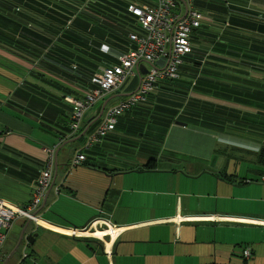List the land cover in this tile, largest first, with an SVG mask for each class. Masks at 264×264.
Segmentation results:
<instances>
[{"label": "crops", "instance_id": "1", "mask_svg": "<svg viewBox=\"0 0 264 264\" xmlns=\"http://www.w3.org/2000/svg\"><path fill=\"white\" fill-rule=\"evenodd\" d=\"M41 1L43 13L28 8V17L21 18L33 27L24 34L13 32V20L4 27L0 17V197L25 206L46 148L56 146L53 184L37 223L14 220L0 264H264V164L258 160L264 96H244L264 90V61L213 49L212 42L231 16L235 23L229 27L239 35L264 39L253 28L264 26V0H230L235 11L229 14L211 9L213 21L192 33L193 52L180 66L181 79H160L153 99L120 115L115 128L88 148L103 103L106 108L135 91L139 77L88 108L83 129L71 134L63 96L82 97L87 86L72 67L78 62L86 73L99 71V55L82 42L102 36L75 27L58 34L64 4ZM119 34L124 49L135 46L125 32ZM104 44V53L113 48L108 43L106 51ZM200 76L225 92L202 91L194 85ZM78 153L86 160L70 166ZM99 230L106 231L99 236Z\"/></svg>", "mask_w": 264, "mask_h": 264}, {"label": "built area", "instance_id": "2", "mask_svg": "<svg viewBox=\"0 0 264 264\" xmlns=\"http://www.w3.org/2000/svg\"><path fill=\"white\" fill-rule=\"evenodd\" d=\"M194 1L184 0L183 3L180 0H154L152 4L128 6V11L136 17L141 30L140 33L129 35L136 43L135 48L117 55L116 64L103 67L100 72L94 74L91 78L93 86L86 91L83 98L65 96V100L72 106L70 131L71 134H76L82 126L83 116L88 108L107 94L119 89L128 77L135 74L139 76L135 91L104 109L99 125L87 137L86 148L112 131L118 116L125 110L145 103L157 78L179 76L178 69L183 57L193 50L191 42L193 31L204 23L212 22L211 18L195 6ZM107 48L106 46V51ZM144 70L146 71L143 73ZM46 152L44 166L35 180L31 198L25 206L15 205L0 197V253L15 219L24 217L36 223L39 220L37 213L41 200L52 183L56 146L46 148ZM85 159L83 153L75 154L69 165L76 166ZM261 181L264 182V176H261ZM58 190L56 188L55 192L58 193ZM261 223L264 224V221ZM113 232L114 227H109L107 233L111 235ZM243 254L248 256L249 249L245 248Z\"/></svg>", "mask_w": 264, "mask_h": 264}, {"label": "trees", "instance_id": "3", "mask_svg": "<svg viewBox=\"0 0 264 264\" xmlns=\"http://www.w3.org/2000/svg\"><path fill=\"white\" fill-rule=\"evenodd\" d=\"M32 1L33 0H0V17L3 18V21H2L3 26L4 27H10L8 24H5V23L13 20L16 22V26H13V32L24 34L27 31H29L30 29L33 30L32 25L28 26L27 24H25L21 21V18L28 17V10H27L28 8H31L32 12L36 15L43 13V9L41 8V6H43L42 1L41 0L37 1L36 3H38V4L34 3L33 5H32V3H33ZM56 2H60V3L64 4V5H60V6L63 9V11L65 12L64 13L65 14L64 15L65 16L64 24L60 28H58V29H60V30H58V34H64L65 32L70 31V29L73 31V27L81 29L84 33H86L87 29L89 28L90 30L98 31L101 34L102 37H99V38L86 37L85 38L86 40L82 42V44L87 45L90 48V50H93V54H94V52L95 53L97 52V54L99 55L100 68H99L98 72H100L103 67L110 66V65L116 64L118 62L116 59V56L119 55L118 52L121 49H124V46H122V45H124V44H122V43H124L123 42L124 39L119 34L120 31L125 32V34H127L129 41H131L132 43L134 41H132L129 38V35L131 33H140V31H141L138 27L136 17L133 16L128 11V6L131 5V3H128L125 6L119 8L117 10H112L110 8V4H109L108 0H56ZM194 4L198 9L202 10L209 18H211L212 21H213V18L209 13V11L211 9L212 10H218L219 12H221L223 14H227L230 11H235L231 7L230 0H195ZM55 12H57V11H55ZM55 12H53V13H55ZM123 15H125V16L123 17ZM256 17H257V14H256ZM124 18H128L129 20L126 21V20H124ZM226 23H228V24L226 25ZM233 23H235V20H234V18H232V16L229 17V21L228 20L224 21V27L225 28L227 27L226 31L223 33V35L220 38H214L212 40L213 49L225 50V51H229V52H233V53L240 52L241 54H243V56H246L245 58L247 60L264 61V57H256V56L247 55L243 51L245 49H248V50H255V51H260V52L264 53V39L260 40L257 37H251L250 38V36H246L243 34L239 35L240 34L239 32H237L233 28H231L232 27L231 24H233ZM229 26H231V27H229ZM201 27L195 29L193 32L200 30ZM253 28H255V30H258V31L264 33V26L254 25ZM73 32H75V31H73ZM104 41H105V43H107L106 46L109 49L111 46L109 47L108 43H110V45H113V48H111L110 51H107V53L102 52L100 50L101 48H99L100 45H103ZM9 43H11V42H9ZM135 46H136V43H135ZM135 46L132 48H125L124 50L126 52H124V53H127L131 49H134ZM192 52H193V50H192ZM192 52H190L188 54H191ZM124 53H121V54H124ZM88 54H90V51L88 52ZM188 54H186V55H188ZM185 56L183 57V61L180 64V66L182 64L185 66L189 62ZM79 58L85 59V57H83V56H79ZM102 60H105V61L103 62ZM200 60H201V58H200ZM190 61L193 64V66L197 65V66L202 67L201 61H199V60H195V61L190 60ZM113 62H115V63H113ZM80 66H81L80 63L74 62V66L72 67V69L76 70L75 72L77 75L76 76L77 80L84 83L85 85H87L86 90H85V93H86V91L93 86V83L91 82V78L94 76V74H96L98 72L86 73L85 71L81 70V68H79ZM180 66L178 69L179 70V76L177 78H157V80L154 84L153 90L151 92H149V94L147 95L146 102L142 103V104H138L134 107H131L130 109L125 110L122 114H124L125 112H129L132 109H134L140 105H146L149 102V99H153L155 96V92H156L155 90L157 88V85H158V82L160 79L165 80L167 83L178 82L181 79V72H180L181 68H180ZM202 69H205V68L203 67V68H201V70ZM210 72L211 71H209V70L207 71L208 74ZM213 72L216 75V76H214V75L213 76L218 79L219 78L218 76L221 74H219V72L216 70ZM204 75H207V74H204ZM263 75H264V72H263ZM129 78L130 77H128L124 81V83H126L129 80ZM181 81L185 82L184 80H181ZM208 81H209V79H205L202 76H200L196 79L194 85L196 87H198V85L201 84L200 89H202V91H205L206 93H209V92L213 93V95H215V96H218L220 94V92H225L224 87L223 88L220 87V85H218L217 83H214L213 81H209V82ZM205 82H206V84H203ZM122 85L120 86V88L122 87ZM207 85H208V87H207ZM244 92L246 93V94H244V96H246V95L264 96V90L263 89H257L250 94H247L248 93L247 91H244ZM85 93L82 95V97H75V96H73V97L83 98ZM65 96L66 95L63 96V100L70 105V113H71L72 106L69 102H67L65 100ZM70 96H72V95H70ZM104 99L105 98L103 97L102 100H104ZM122 114H120V115H122ZM117 122H118V118H117ZM117 122H116V124H117ZM82 129H83V122H82V126H81L80 130L77 133H79ZM68 131L71 133V131H70V114L68 116ZM87 131H91V128L89 127V129ZM73 135H75V134H73ZM105 136H103V137H105ZM103 137H101V138H103ZM258 160L260 163L264 164V148L259 153Z\"/></svg>", "mask_w": 264, "mask_h": 264}, {"label": "rangeland", "instance_id": "4", "mask_svg": "<svg viewBox=\"0 0 264 264\" xmlns=\"http://www.w3.org/2000/svg\"><path fill=\"white\" fill-rule=\"evenodd\" d=\"M109 4H110V8L112 10H117L123 6H125L128 3H139V0H108ZM206 45L203 43V47H205ZM263 75V74H262Z\"/></svg>", "mask_w": 264, "mask_h": 264}, {"label": "water", "instance_id": "5", "mask_svg": "<svg viewBox=\"0 0 264 264\" xmlns=\"http://www.w3.org/2000/svg\"><path fill=\"white\" fill-rule=\"evenodd\" d=\"M180 1L184 3V0H180ZM145 71H146V70H144L143 73H144ZM105 106H106V102L103 103V105L101 106V109H100V113H99L98 118L101 117V115H102V113H103V111H104V109H105ZM83 134H84V132H83ZM52 184H53V183H51V186H52ZM32 237H34V236H31V235H30V236H26L25 239H32ZM21 239H22V236H21Z\"/></svg>", "mask_w": 264, "mask_h": 264}, {"label": "bare ground", "instance_id": "6", "mask_svg": "<svg viewBox=\"0 0 264 264\" xmlns=\"http://www.w3.org/2000/svg\"><path fill=\"white\" fill-rule=\"evenodd\" d=\"M43 225H44V224H43ZM88 230H89V229H88ZM90 230H91V229H90ZM68 231H69V230H68ZM82 231H84V230H82ZM105 231H106V230H104V231H100V230H99V231H96L95 234L101 236V235L104 234L103 232H105ZM65 232H67V231H65ZM88 233H89V232H88ZM103 238H105V237H103ZM107 243H108V242H107ZM108 244H109V243H108Z\"/></svg>", "mask_w": 264, "mask_h": 264}]
</instances>
